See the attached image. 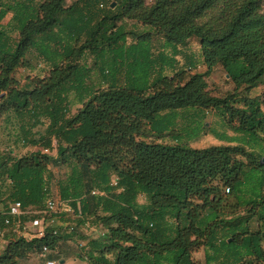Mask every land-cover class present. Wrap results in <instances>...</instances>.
I'll list each match as a JSON object with an SVG mask.
<instances>
[{"label": "trees", "instance_id": "obj_1", "mask_svg": "<svg viewBox=\"0 0 264 264\" xmlns=\"http://www.w3.org/2000/svg\"><path fill=\"white\" fill-rule=\"evenodd\" d=\"M262 4L76 0L68 6L67 0H0V95L8 93L0 113L15 115L18 139L25 146L51 149L55 156L38 151L17 157L13 150L0 154L2 212L14 202L42 208L55 199L49 172L55 163L71 169L58 188L59 202L73 211L53 215L68 222L71 232L58 224L42 238L4 236L0 264H20L45 248L57 251L61 242L78 234L72 219L85 224L92 217L106 231L85 237L88 242L79 250L88 264H195L192 255L202 248L214 251V258L206 256V264H212L221 259L219 250L230 248L229 240L248 244L247 253L239 261L224 258L221 264H264V95L251 94L264 86ZM10 13L19 24L13 43L2 23ZM124 21L150 32L136 33V42L129 45L128 31L119 25ZM153 35L162 37L175 56L178 48L195 40L204 71L167 74L161 69V60H167L162 54L160 60H150L155 67L142 84L137 67L144 51L138 38L149 45ZM111 50L121 53L114 60L118 72L125 71V83L91 87L86 78L90 70L82 60L87 54L97 61L103 56L107 64L111 56L104 53ZM29 56L48 63L50 71L43 77L30 75L21 87L16 74L32 68ZM219 66L234 85L224 97L213 95L204 83ZM167 67L172 72V64ZM72 95L81 104L76 113ZM208 111L233 133L262 145L261 150L146 141L171 135L179 112L189 121L181 131L197 137L209 128L198 121ZM172 136L178 141L181 135ZM114 179L117 185H112ZM226 193L236 200L230 208L225 207ZM5 216H0L3 228ZM256 219L259 231H252ZM58 228L62 232L55 235ZM11 233L16 235L6 234Z\"/></svg>", "mask_w": 264, "mask_h": 264}, {"label": "rangeland", "instance_id": "obj_2", "mask_svg": "<svg viewBox=\"0 0 264 264\" xmlns=\"http://www.w3.org/2000/svg\"><path fill=\"white\" fill-rule=\"evenodd\" d=\"M262 6H263V11H264V0H263ZM12 18H13V14L10 13L6 17V19L3 20L2 23L5 29H7V32L9 33L11 37V42L13 43L14 41L17 40V37H18L17 30H18L19 24L16 19H12ZM124 23L126 25L125 29L126 31H128L127 43L129 45L136 42V36H137L136 33L150 32L149 31L150 29L148 27H143L131 21H124ZM138 41L141 42L140 49L143 50L144 52H143V58L139 60L141 63L139 67H137V74L141 75V78H142L141 82L142 84H144L145 81L147 82L148 79L152 76L151 73L155 67L153 66L154 64L150 62V60H152L153 56L157 57L159 55V53L161 52L164 46V42H163L162 37L158 35L155 36L154 45L152 46V53H153V56H152L151 51H150L151 55H149V50L151 48L149 47L148 43L146 44L145 41H143L142 36L138 38ZM188 51H191L194 54V56L197 57V59H200L201 52H200L199 45L196 41H193L190 43L188 47ZM181 52L185 54L184 51H181ZM108 54L111 56V58L109 62L105 65V69L111 73V77L116 78L119 64L117 65L114 59H115V56L118 57V55H120L121 53L119 52L117 53L116 50H111V52H106V54L104 53V56ZM183 56L184 55L181 54L179 58V64H181L182 66H184ZM29 58L31 59V62L33 65L32 70L28 71V70L22 69V70H19V72L16 74V78L19 79L21 83L20 84L21 87L25 85V83L28 81V77L31 74L34 73V75L41 76L47 72V67L43 60L37 58L36 56L35 57L29 56ZM89 62H90V59H89ZM171 73H172L171 71L167 72V74H171ZM107 77H110V75L108 74ZM86 78H87V83H90L91 87L97 86L90 72H88V75L86 76ZM204 83L206 84L207 88L211 90L213 95H216L219 97H224L234 91V85L229 80V78H227V75L221 66L216 68L214 74L211 77L205 78ZM259 93L264 95L263 87L259 88L258 90L254 92V94H259ZM7 95L8 93L5 92V97ZM4 98L0 99V104L3 102ZM71 103H72V112L76 113L77 110L81 107V104L79 103L78 99L74 97V95H72L71 97ZM199 118L200 120L197 118L198 121H201L202 123H207V126L209 128L207 130L202 129L201 134L198 135L197 137L188 138L187 136H185L184 134L185 132L181 131L182 128L189 123V121H188V118H185L182 116V112H179L178 117L175 122L176 127L173 131L169 132L171 135L167 134V136H165L162 139H157L151 136V137L146 138V141L147 142L156 141L159 143L172 144V145L183 144L185 146H188L194 149H205V148H209L212 146H222V145H228L232 143L233 145H235L234 142H241V141H235L233 132L227 129L225 125H223L222 120L219 118V116L214 111H208L205 113L204 117L199 116ZM45 127H46V123H45V126H43V128L39 129L41 131L40 133L45 132ZM18 133H19L18 121L15 115L12 113H10V115L8 114L5 115V114L0 113V154L3 155L8 150H13V151L15 150L16 156L23 155V153L24 154L34 153L32 147L25 146L20 141V139H18L19 138ZM172 134H180L181 136L179 140L177 141V140H174V137L172 136ZM242 142H243L242 145H245L249 149L261 150L262 148V145L261 147H258L252 142H248V141H242ZM26 148H30L31 150L26 152L25 151ZM44 154L48 155L49 157H55V156H52L54 154L51 151V149L49 150V153H44ZM49 172L51 173L52 178H53V180L50 182L51 196L55 198L57 201H59L60 198H59L58 182L65 181L66 178L70 175L71 169L67 165L55 163L50 166ZM224 197H225L224 203L226 205L225 206L226 208H230L235 205L236 200L233 196H230V194L228 195L226 193L224 194ZM140 202L142 204L145 203L146 202L145 197H141ZM4 208L5 207L3 206V204H0V216ZM67 219L68 218H65L64 221H66ZM58 221L60 220L52 217L48 220V224L50 225V227H55V226H58L57 224ZM67 223L68 222L64 224H67ZM72 223L74 224V226H77L76 229H77L78 234L74 238V241L76 242L82 241L83 238L85 237H98L100 234L106 231L104 228H102L101 225H99L94 220L93 217L87 220L85 224H81V223L79 224L78 220L74 221L73 219H72ZM257 224H258V220L257 219L253 220V223L251 225L252 231H259V227ZM5 236H7V234ZM9 237L11 239L14 237H18V235L17 234L14 236L11 235ZM219 238L220 239L225 238V234L220 233ZM6 239H7L6 237L0 238V254L4 251L6 247ZM228 242H229L230 248H227L225 253H222L219 250L218 255L221 259L218 262H214L212 264H221L222 259L224 258L226 259V261L227 260L231 262L239 261L242 257L245 256V254L247 253L248 244L244 246L238 243L237 244L231 243V240H229ZM263 249H264V241H263ZM69 253H72L73 255L77 254L78 249L75 247L74 253L72 250ZM207 255H209L212 258L215 257L213 250L202 248L192 255V260L194 261L195 264H206ZM20 264H47V261H46V258L41 256V253H38V254L35 253V254L28 256L26 259L22 260Z\"/></svg>", "mask_w": 264, "mask_h": 264}, {"label": "crops", "instance_id": "obj_3", "mask_svg": "<svg viewBox=\"0 0 264 264\" xmlns=\"http://www.w3.org/2000/svg\"><path fill=\"white\" fill-rule=\"evenodd\" d=\"M75 1L76 0H72V1L71 0H67V5L68 6L71 5ZM119 25L123 26L122 28H124V29L126 27L125 23H123V22H121ZM155 36L156 35H153L151 37V40H150L151 42L149 43L151 51H152V46L154 45ZM193 41H195V40H193ZM193 41H191V42H193ZM163 42H164V46H163L161 52L159 53V55L157 57L153 56L154 59L157 58L158 60H160V58H161L160 55L164 54L166 56L165 58L167 60H165V59L161 60L162 61L161 69H167V72H168L169 68L167 67V64L168 65L172 64V74L176 73L177 71H180V70L191 71L192 68H193V70H192L193 72H202V71H204L205 67L203 65L202 55H201L200 59H197V57H195L194 54L191 51H188V47H189L191 42L188 43L187 46H185V47L178 48L179 52H177L178 53L177 56H175V50H173L171 46H168L165 43L164 39H163ZM199 48H200V46H199ZM181 51H184L185 54H183ZM200 52H201V50H200ZM181 54L184 55L183 56V58H184V66L179 64V58H180ZM152 55H153V53H152ZM172 58H174V59H172ZM89 59H90V62H89ZM103 60H104L103 56H99V59L97 61L95 56H93V55L91 56V55L87 54L85 56V58L82 60V62H81L86 68H88L90 70V73L93 76L94 82L97 85V87L98 88L99 87H107L109 84H112V83H120V84L125 83V77L126 76H125V71L123 69L120 72L117 71V77L116 78L111 77V73H109L110 77H107L108 74L103 70V67H105V65H106V63ZM166 61H168V63ZM45 65L47 67V72H49L50 71V65L48 63H46V62H45ZM160 66H161V64H160ZM157 69H159V67H157ZM31 70H32V68L28 69V71H31ZM47 72L45 74L41 75V77L47 75ZM31 75L32 76H37V75H34V73L31 74ZM88 84H90V83H88ZM261 87L264 88V86H261ZM261 87H259V88H261ZM259 88L255 89V90H253L251 92L253 97L262 95L260 93L259 94H254V92L256 90H258ZM74 97L76 98L77 96L74 95ZM233 134H234V137H235L234 138L235 141H241V142H234L235 145H242L243 144L242 141H246L244 136L239 135V134H235V133H233ZM228 145H233V143L232 144H228ZM27 147H32L34 153L38 152V151L41 152V153H44L47 150V148H39V147H33V146H27ZM29 150H31V149L30 148H26L25 149L26 152H28ZM12 154L15 155L16 151L15 150L12 151ZM27 155H30V154L29 153L28 154H24L23 153V155H19L17 157H22V156H27ZM87 220H89V219H87ZM57 224L64 225V223L61 222V221H58ZM7 235L9 237L12 234H7ZM87 242H88L87 238H83V240L79 241V242H76L74 240L61 242L59 247L57 248V251L47 253L44 256V258H46L47 263L48 262H55L56 264H88L81 257L80 250H79V248H82L83 246H85L87 244ZM75 247L78 249V253L74 254V255L72 253H69L71 250L74 253Z\"/></svg>", "mask_w": 264, "mask_h": 264}, {"label": "built area", "instance_id": "obj_4", "mask_svg": "<svg viewBox=\"0 0 264 264\" xmlns=\"http://www.w3.org/2000/svg\"><path fill=\"white\" fill-rule=\"evenodd\" d=\"M44 153H49L47 149ZM117 179L112 181V185H117ZM93 195H98V191L92 192ZM66 212L68 214H73V211L64 206L62 203L56 199H49L45 202L42 208H24L21 202H14L9 205L2 215L5 216L4 225L7 228L0 226V238H3L6 233L13 231L14 233L23 236L28 239L32 238H42L46 234L47 228L50 227L48 220L53 217V215L61 214ZM63 230H72L68 224L60 225ZM60 232V228L54 230V234L57 235ZM104 233H102L103 235ZM49 253L48 249L45 248L41 256L44 257ZM47 264H56L55 262H48Z\"/></svg>", "mask_w": 264, "mask_h": 264}, {"label": "water", "instance_id": "obj_5", "mask_svg": "<svg viewBox=\"0 0 264 264\" xmlns=\"http://www.w3.org/2000/svg\"><path fill=\"white\" fill-rule=\"evenodd\" d=\"M114 7H115V3L112 4V8H114ZM227 78H229V75H227ZM4 97H5V93L0 95V99H2ZM262 162H264V159L262 160Z\"/></svg>", "mask_w": 264, "mask_h": 264}]
</instances>
